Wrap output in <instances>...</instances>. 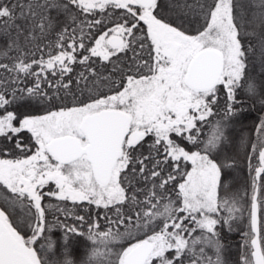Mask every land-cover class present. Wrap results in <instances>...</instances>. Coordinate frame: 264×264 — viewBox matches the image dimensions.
Segmentation results:
<instances>
[{
  "label": "snow or ice",
  "instance_id": "snow-or-ice-1",
  "mask_svg": "<svg viewBox=\"0 0 264 264\" xmlns=\"http://www.w3.org/2000/svg\"><path fill=\"white\" fill-rule=\"evenodd\" d=\"M0 264H264V0H0Z\"/></svg>",
  "mask_w": 264,
  "mask_h": 264
}]
</instances>
